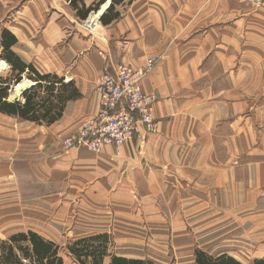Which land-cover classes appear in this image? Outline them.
Listing matches in <instances>:
<instances>
[{"label": "crops", "instance_id": "0c3cea01", "mask_svg": "<svg viewBox=\"0 0 264 264\" xmlns=\"http://www.w3.org/2000/svg\"><path fill=\"white\" fill-rule=\"evenodd\" d=\"M111 1H76L92 8L81 19L71 0H0L7 100L25 84L23 103L35 84L29 67L75 95L50 120L0 111V240L34 232L59 246L62 264V246L101 235L102 264L111 256L161 264L169 241L188 257L172 264H192L197 250L254 264L264 258V4ZM4 30L25 66L19 81ZM150 56L141 87L157 97L156 132L118 149H62L61 138L97 112L103 67L140 68ZM48 93L43 83L36 100ZM207 239L215 248L197 242Z\"/></svg>", "mask_w": 264, "mask_h": 264}, {"label": "trees", "instance_id": "16d2710c", "mask_svg": "<svg viewBox=\"0 0 264 264\" xmlns=\"http://www.w3.org/2000/svg\"><path fill=\"white\" fill-rule=\"evenodd\" d=\"M78 0H71L77 9V15L84 19L91 7L78 8ZM112 3L114 0L111 1ZM112 3L110 6H112ZM105 22L104 15L100 17ZM13 36L7 31L2 32V44L5 46V54L8 62L12 65V70H18L13 74L12 80L19 81L20 75L25 68L9 50L8 46L12 43ZM30 78L35 82L24 91V101H8V89L10 79L6 77L4 81L0 78V111L10 115H19L28 119L39 120L53 119L61 115L65 100L75 97L74 88L69 85H62L61 80L48 75L38 74L32 67H29ZM45 83V89L49 92L48 96L42 101H37V89ZM62 85V88H57ZM54 91V92H53ZM58 91V92H57ZM12 95V92H11ZM56 98V100H55ZM16 99V98H15ZM106 236L87 237L76 240L67 245V250L76 258L79 264H102V259L106 254ZM60 248L55 243L43 240L34 232L17 233L10 236L7 240H0V264H62L59 256ZM110 264H154L145 259H127L120 256H111ZM192 264H241L236 259L219 255L212 256L202 250L195 252ZM254 264H264V258L257 259Z\"/></svg>", "mask_w": 264, "mask_h": 264}, {"label": "built area", "instance_id": "2783aa9c", "mask_svg": "<svg viewBox=\"0 0 264 264\" xmlns=\"http://www.w3.org/2000/svg\"><path fill=\"white\" fill-rule=\"evenodd\" d=\"M254 5L264 0H247ZM156 58L150 56L145 65L134 68L125 63L104 66L95 82L98 110L83 121L78 130L61 138L64 150L84 147L98 152L106 145L118 149L139 135L156 131L153 92H144L141 81L151 70Z\"/></svg>", "mask_w": 264, "mask_h": 264}, {"label": "rangeland", "instance_id": "374dc122", "mask_svg": "<svg viewBox=\"0 0 264 264\" xmlns=\"http://www.w3.org/2000/svg\"><path fill=\"white\" fill-rule=\"evenodd\" d=\"M85 21V20H84ZM18 87V86H17ZM14 92H15V88L12 90V94H14ZM156 123H157V121H156ZM157 129V128H156ZM156 132V131H155ZM152 133H154V132H152ZM145 135H147V134H145ZM145 135H142V136H145ZM60 145H61V140H60ZM62 147V146H61ZM63 149V148H62ZM206 221V220H205ZM205 229H206V225H201V233L202 232H205ZM72 242V241H71ZM198 243H200L203 247H207V248H211V249H213V248H215V246H214V244H213V242L212 241H210V240H199V241H197ZM169 243V246H168V256H165L166 258H165V262H161V264H172L173 262H184V261H186L187 259H188V257L187 256H182V257H176V255H175V253H174V251H173V246L171 245V243H170V241L168 242ZM68 245V244H67ZM67 245H65V246H62V251H61V254H62V256H63V259H64V261H65V264H73L72 262H73V259L75 258L74 256H73V259H71V258H69L68 257V255L66 254L68 251H67ZM65 248H66V250H65ZM76 259V258H75ZM74 259V260H75ZM76 261V260H75Z\"/></svg>", "mask_w": 264, "mask_h": 264}, {"label": "bare ground", "instance_id": "6f19581e", "mask_svg": "<svg viewBox=\"0 0 264 264\" xmlns=\"http://www.w3.org/2000/svg\"><path fill=\"white\" fill-rule=\"evenodd\" d=\"M25 84H21L20 85V89L16 92L15 97L17 98L19 96L20 90L22 89V87H24Z\"/></svg>", "mask_w": 264, "mask_h": 264}, {"label": "water", "instance_id": "95a60500", "mask_svg": "<svg viewBox=\"0 0 264 264\" xmlns=\"http://www.w3.org/2000/svg\"><path fill=\"white\" fill-rule=\"evenodd\" d=\"M15 101H17V98L16 99H14Z\"/></svg>", "mask_w": 264, "mask_h": 264}]
</instances>
